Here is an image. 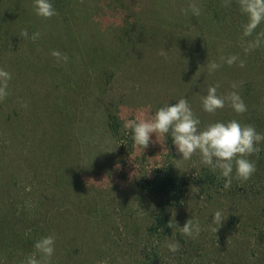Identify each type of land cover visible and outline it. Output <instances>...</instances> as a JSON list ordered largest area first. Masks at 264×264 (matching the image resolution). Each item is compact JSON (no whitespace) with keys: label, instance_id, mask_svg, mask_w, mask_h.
Returning <instances> with one entry per match:
<instances>
[{"label":"rangeland","instance_id":"obj_1","mask_svg":"<svg viewBox=\"0 0 264 264\" xmlns=\"http://www.w3.org/2000/svg\"><path fill=\"white\" fill-rule=\"evenodd\" d=\"M50 2L58 14L45 19L34 0H0V68L12 76L0 101V264H25L48 235L51 264H264V142L248 157L252 177L240 181L234 168L226 189L199 154L181 159L170 136L143 152L124 128L185 98L201 127L235 119L264 134V45L245 51L264 23L245 37L236 0ZM210 62L220 67L209 72ZM217 84L247 111L205 112L201 97ZM167 173L178 191L162 201L149 181ZM217 210L226 219L216 233ZM161 212L180 227L198 222L199 236L151 235Z\"/></svg>","mask_w":264,"mask_h":264},{"label":"clouds","instance_id":"obj_2","mask_svg":"<svg viewBox=\"0 0 264 264\" xmlns=\"http://www.w3.org/2000/svg\"><path fill=\"white\" fill-rule=\"evenodd\" d=\"M232 0H225V6H229ZM242 15L247 17V23L243 25V35L250 37L255 30L264 23V0H236ZM194 15L200 14V9L195 5L189 6ZM34 9L38 16L45 19L57 15L50 0H34ZM40 36L39 32L33 33L31 39L35 41ZM20 37L29 38L27 29L20 33ZM264 45V31L256 34L254 40L250 41L245 51H250ZM167 56L165 50L159 53ZM51 55L57 61L67 62L68 57L57 50ZM223 59V58H222ZM238 57L227 58L229 65L236 62ZM209 72L217 70L220 65L216 62L207 64ZM240 67H244V62H240ZM12 79L11 73L0 68V101L8 95L9 81ZM219 85H210L207 94L201 97L202 108L205 112L214 114L217 110L229 105L237 114L247 111V106L242 97L236 92H229L225 96L217 94ZM236 83L232 88H236ZM26 107L27 105H22ZM124 128L131 130L134 145L143 152L151 143H160V137L170 136L177 152L181 154V159L190 160L193 155L199 154L201 163L212 172L219 170L220 176L225 178L224 187H231L232 174L235 168V178L240 181L249 180L256 172V163L248 157L258 154L261 148L258 146L264 142V134L258 133L252 125L241 124L237 120L229 122H213L201 127L200 119L192 111L188 100L179 99L176 103L160 107L154 113L150 110L139 112L132 119H127ZM156 135V140H152V134ZM161 144V143H160ZM192 192H199V187L193 186ZM226 219L221 210H217L212 217V224L216 225L212 230L217 233L222 222ZM168 228L177 227L180 232L190 238H197L201 232L199 223H193L188 219L183 227L177 225L175 221H169ZM163 231V229H161ZM169 251L175 253L179 251V243L171 242L166 245ZM35 251L31 253L25 264H51V258L55 252V237L48 235L40 238L34 244ZM39 256V258H37Z\"/></svg>","mask_w":264,"mask_h":264},{"label":"trees","instance_id":"obj_3","mask_svg":"<svg viewBox=\"0 0 264 264\" xmlns=\"http://www.w3.org/2000/svg\"><path fill=\"white\" fill-rule=\"evenodd\" d=\"M149 185L152 188H155L158 190L157 195L160 194L161 200L167 201V199H170V196L175 197V194L177 193V183L176 179L171 178L170 175L167 174H160L159 176H156L153 178L152 181H149ZM176 190V191H175ZM169 221H175L177 225L179 224V221H176L169 213L163 214V212L159 213L156 217L153 218L152 225L149 228V233L151 235L164 237V238H172L176 236L177 238H181V234L179 233V228L173 227L168 228V222ZM163 229V231L161 230ZM152 249V248H151Z\"/></svg>","mask_w":264,"mask_h":264}]
</instances>
